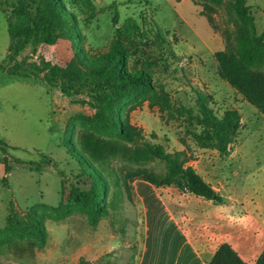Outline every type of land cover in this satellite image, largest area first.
Here are the masks:
<instances>
[{"label":"rangeland","instance_id":"obj_1","mask_svg":"<svg viewBox=\"0 0 264 264\" xmlns=\"http://www.w3.org/2000/svg\"><path fill=\"white\" fill-rule=\"evenodd\" d=\"M18 1L0 0V64L10 42L7 21ZM25 1L31 11L36 0ZM91 1L94 14L78 13L85 37L79 46L85 58L107 51L116 26L130 16L140 23L142 13L153 18L171 42L169 50L158 47L149 34L144 39L147 44L129 58L138 63L145 58L143 64L152 73L155 87L168 92L171 106L161 99L151 101L150 92H145L126 99L121 116L127 114L145 140L161 144L168 152L183 150L189 165L200 159L264 206V116L218 77L213 56L215 51L235 47L238 22L232 12L233 0L219 6L192 0ZM247 5L253 31L260 34L264 31V0H247ZM15 57L23 62V75L0 69V264H130L139 241V216L131 187L139 178L128 180L129 194L121 186L120 197L111 186L107 200H116L115 206L106 216L91 221L89 211L69 198L71 185L87 189L90 183L84 163L70 150L78 149L79 143L103 148L101 156L111 180L138 167L162 172L163 164L155 160L137 164L111 154L113 147L130 143L94 123L91 109L77 101L79 96L41 84L44 72L33 65L41 57L66 70L77 67L67 42L53 46L28 43ZM257 70L264 72V63ZM195 89L212 96L218 113L226 108L240 113L241 128L230 157L218 159L216 152L194 145V125L179 112V104L193 105ZM41 154L55 165L47 164ZM159 189L192 235L194 226L182 210L194 218L203 217L201 197L191 195L186 200L180 193L177 199L164 186ZM31 219L44 226L43 244L25 231Z\"/></svg>","mask_w":264,"mask_h":264},{"label":"trees","instance_id":"obj_2","mask_svg":"<svg viewBox=\"0 0 264 264\" xmlns=\"http://www.w3.org/2000/svg\"><path fill=\"white\" fill-rule=\"evenodd\" d=\"M192 1L195 4L213 6L224 2ZM27 5L25 0H19L12 6L7 21L10 41L8 53L0 64V69L10 75H23V62L15 56L28 43L53 46L60 41L67 42L77 67L66 70L65 67L41 57L38 63H33L38 70L44 72L41 84L57 86L64 95L79 96L77 101L91 109L94 123L103 128V131L116 134L130 143L118 149L113 147V150H109L111 154H121L137 164L155 160L164 166L162 172L138 167L111 180L106 174L107 168L101 156L104 149L79 143L78 149L72 148L70 151L76 152L84 163V171L89 176L90 183L87 189L70 186L69 198L72 202L87 209L91 221H96L99 217L106 216L110 207L115 206L116 200H107L111 186L115 187V195L120 197L121 186L129 194L128 180L135 178L145 180L155 187L172 185L183 192L220 201V196L215 193L211 184L187 164L188 159L183 150L168 152L161 144L145 140L141 130L129 122L128 115L120 114L126 99L145 92H150L151 101L161 99L165 106H171L168 92L155 87L152 73L143 64L145 58H142L141 63L136 59L132 62L129 60L132 52L139 53L140 46L147 44L149 34L158 47L170 49L171 42L158 23L143 13L139 16L140 23L134 17H127L116 26L107 51L85 58L83 48L79 46L85 37L78 13L94 14L95 5L91 0H36L31 11ZM111 5L115 7L116 3L112 2ZM231 7L238 22L235 47L213 53L216 73L264 116V72L257 70L264 63V31L254 33L253 17L247 0H233ZM141 56L142 54L139 55ZM194 93L193 105L179 104V112L194 125L195 130L191 132L194 145L199 149L213 150L220 158L228 157L241 128L240 113L234 108H226L218 113L212 105L213 98L210 94L198 89ZM41 156L47 164L55 165L51 158L46 159L43 154ZM24 228L36 242L43 244L45 230L41 221L31 219ZM207 264L246 263L224 242L218 245ZM253 264H264V249Z\"/></svg>","mask_w":264,"mask_h":264},{"label":"crops","instance_id":"obj_3","mask_svg":"<svg viewBox=\"0 0 264 264\" xmlns=\"http://www.w3.org/2000/svg\"><path fill=\"white\" fill-rule=\"evenodd\" d=\"M217 158L221 159L218 155ZM191 166L211 184L221 200L198 198L204 212L199 218L183 208V215L194 226L190 235L160 187L134 180L132 195L139 216V241L133 264H207L218 245L224 242L246 264H253L264 249V206L239 191L226 174L213 172L200 159ZM164 187L177 199L180 193L186 200L194 195L172 185Z\"/></svg>","mask_w":264,"mask_h":264}]
</instances>
